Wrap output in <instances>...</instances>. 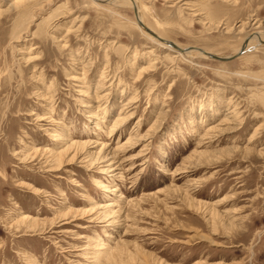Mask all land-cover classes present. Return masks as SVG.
Masks as SVG:
<instances>
[{
    "label": "rangeland",
    "instance_id": "obj_1",
    "mask_svg": "<svg viewBox=\"0 0 264 264\" xmlns=\"http://www.w3.org/2000/svg\"><path fill=\"white\" fill-rule=\"evenodd\" d=\"M121 1L0 0V264H264V45L179 54ZM136 1L181 48L264 34V0Z\"/></svg>",
    "mask_w": 264,
    "mask_h": 264
},
{
    "label": "bare ground",
    "instance_id": "obj_2",
    "mask_svg": "<svg viewBox=\"0 0 264 264\" xmlns=\"http://www.w3.org/2000/svg\"><path fill=\"white\" fill-rule=\"evenodd\" d=\"M94 1H97V2H104V3H112L114 1H117V0H94ZM126 4L130 5L131 8L133 9V12L135 14V25L134 27L137 28L139 31H142L144 30L145 32H147L150 36H152L153 38H155V40L163 43V45H169L170 47L173 48V50L182 53V54H190L192 52V50L194 51H198L199 55H201V57H205V58H210L208 56L207 51L203 50V49H200V48H191V47H188V48H181L179 47L176 43L172 42V41H168L166 39H163L161 38L156 32H154L152 29H150L149 27H147V25H145L142 21V16L140 14L141 11H139V7H138V4H137V1L136 0H123ZM121 1V2H123ZM168 1V0H167ZM173 1V0H172ZM174 2V1H173ZM182 1L179 2V4L181 3ZM205 1L203 0H184V4L186 8H191L192 12L194 13L193 15H198V19H203L204 22L205 21H211L212 22V18H211V14L209 13V11L206 9V7H202L201 4H203ZM182 6V5H181ZM185 10V9H184ZM188 11V10H187ZM201 21V20H200ZM202 22V21H201ZM203 22V23H204ZM253 33V32H252ZM250 35V34H249ZM264 35V34H263ZM262 34H260V32H254L253 34H251L250 36H248L242 46H244V50L246 51V48L248 46V48H250V44L252 43H255V45L257 44H262L264 45V37H263ZM241 46V47H242ZM240 47V48H241ZM247 48V49H248ZM239 51V50H238ZM237 51V52H238ZM211 54V52L209 53ZM214 54V53H212ZM242 55V54H241ZM240 56V55H238ZM238 56H235V58H237ZM230 57V56H229ZM36 58V56H35ZM212 59V58H210ZM234 59V58H233ZM217 61H221V60H218V59H215ZM232 60V59H231ZM264 102V101H263ZM224 123L227 124L229 127L230 125L229 124H232V121L231 120H228V119H225L224 120ZM223 125V124H222ZM228 127V128H229ZM261 127V126H260ZM232 129H234V127H231ZM221 133H226V129H220ZM223 131V132H222ZM228 131V129H227ZM220 133V132H219ZM49 134V133H48ZM57 135V134H56ZM52 137V136H51ZM57 137H59V135H57ZM251 137V136H250ZM60 139V138H59ZM61 140V139H60ZM90 143V142H89ZM88 142L87 143H84V142H70L68 143V145L63 148L62 150L60 151H51V153L49 154L50 156V162H52V168H54V170L60 168L61 166H65V165H70V164H73L75 162L79 163V166L81 167H85V169H91V168H94L96 166H98L97 168L99 169H102V170H106L108 172H111V165H110V159H106L105 156H101L97 158L96 161H89L86 157L87 156H84V151L86 150V153H88V150L87 148H92L93 146H90L92 143L89 144ZM66 144V143H65ZM61 146V145H60ZM237 146V145H236ZM47 149V148H46ZM236 149V148H234ZM38 150V149H37ZM231 151V150H230ZM246 151V149H245ZM250 151V150H248ZM40 152V151H39ZM44 152H48L47 150H43L42 153ZM234 152V151H233ZM230 154V153H229ZM87 155V154H86ZM103 155V154H102ZM226 155H228L226 153ZM249 155V154H248ZM217 157V156H216ZM210 158V157H209ZM64 159V160H63ZM216 159V158H215ZM88 164H85V162H88ZM213 161V160H212ZM203 162V161H202ZM196 163V162H195ZM99 169V170H100ZM115 169V168H114ZM112 169V170H114ZM92 170V169H91ZM94 170V169H93ZM90 171V170H89ZM116 175V174H115ZM106 189V188H105ZM211 209V208H210ZM212 213H210L211 216H213V218H216L218 213H216V210L211 209ZM21 221H25L27 220V215H25L24 213H22V216H21ZM230 219H233V216H230L229 217ZM215 220V219H214ZM32 222V221H31ZM34 222V221H33ZM34 224L36 225V222H34L32 225H28L27 228H33L35 227ZM194 238H197L199 240H207V241H210V237L205 235V234H194L193 235ZM122 253V251H121ZM117 255V254H116ZM114 258V257H113Z\"/></svg>",
    "mask_w": 264,
    "mask_h": 264
},
{
    "label": "water",
    "instance_id": "obj_3",
    "mask_svg": "<svg viewBox=\"0 0 264 264\" xmlns=\"http://www.w3.org/2000/svg\"><path fill=\"white\" fill-rule=\"evenodd\" d=\"M107 1H108V0H107ZM244 52H245V50H244V46H242V47L239 49V51H238L235 55L230 56V57L219 56V55L212 54V53H211V54L207 53V54H208V56H209L210 58H212V59H218V60H221V61H229V60L235 58V56L241 55V54H243Z\"/></svg>",
    "mask_w": 264,
    "mask_h": 264
}]
</instances>
